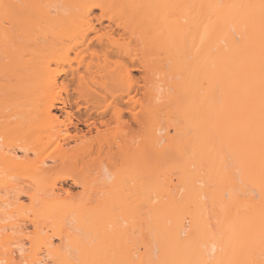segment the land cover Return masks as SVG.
Segmentation results:
<instances>
[{
	"label": "bare ground",
	"instance_id": "1",
	"mask_svg": "<svg viewBox=\"0 0 264 264\" xmlns=\"http://www.w3.org/2000/svg\"><path fill=\"white\" fill-rule=\"evenodd\" d=\"M108 53L132 128L76 130ZM0 264H264V0H0Z\"/></svg>",
	"mask_w": 264,
	"mask_h": 264
},
{
	"label": "rangeland",
	"instance_id": "2",
	"mask_svg": "<svg viewBox=\"0 0 264 264\" xmlns=\"http://www.w3.org/2000/svg\"><path fill=\"white\" fill-rule=\"evenodd\" d=\"M93 47L97 50V52L98 51L100 52V55H102L101 54L102 47L95 46V42H94ZM105 48H107V47H105ZM108 50H110V48ZM104 53H105V51H104ZM113 53L110 55L108 53L107 55L109 56V58L108 57H107V59L105 58L106 60L105 59L103 60L101 58V57H105L104 55L99 56V54L94 55V57L99 56L100 58L99 57L93 58L89 54H88V57L86 55L87 58L86 57L85 58L87 59L86 60L87 62L89 60H93L94 61V62L92 61L93 64L94 63L100 64L101 67H104V68L106 67L107 69H111V70L118 68L120 61H121V63L125 64L126 68L130 69L129 70L130 78H129V80L127 79L126 82H123L122 84H120V86H114V85L104 86L102 84V75L105 72H101L99 76L98 75L95 76L94 80L93 79L90 80V77L89 78L87 77L86 79L88 80V84L85 83V84L80 85L77 80L76 81L75 80L74 81L73 80L72 81L64 80L62 83H60L58 85V87L56 89V91L59 92L58 93L59 101L56 103V105L58 107H61L62 106L61 101H63V100L66 101V103H67L66 109L69 111L68 118L71 117V120L73 121V123L74 122L76 123V126H78V128L76 130H78V129L81 131L84 130L83 132H85L87 128H86V125H84V122L87 120L88 121L95 120L96 117L98 118L99 116L97 114L100 111H102V109H103L102 113H104V111H106L104 114H105L106 118H108L110 121V122L108 121L110 123V127H114V125H115V123L113 122V119L116 115L113 116V112L118 111V114L121 116V122H124L121 124H122V126L124 124L125 131L131 130V128H132L131 123L133 122V120L131 122V119H132L131 117H133V115H131L130 113L134 109V101L137 99V105H139L138 101L141 100V98L139 99V97L142 94L141 92H143L142 84H144L143 80H144L145 74L143 75V71L141 69H137V68L132 69L133 63L130 62L131 60L127 59V57L130 58L128 55L125 57L124 56H116V54H113ZM70 56L73 57L74 54L72 53ZM76 64H77V62L75 60V61H73V63L71 65L72 66L74 65L76 67ZM65 66L64 67L66 68V70H68L69 69V68L67 69L68 65L66 64ZM95 69H96V67H95ZM101 70L103 71V69H101ZM124 83H127V84L124 86ZM130 97H131V99H130ZM60 109L61 108L56 109V113L58 115V118H59L60 122L63 121L62 124H65V123L67 124L69 119L68 120L66 119L67 116H65L63 111ZM102 113L100 112L99 114H102ZM112 116H113V118H112ZM92 117H95V118L93 119ZM97 121H99V120H96V124L99 125V122H97ZM69 127H70L69 129L71 130L72 134L75 133V131H76V130H74L75 128L71 125H69ZM93 130H95V129H93ZM93 130H92V133L94 134L95 132ZM112 144L113 143H111L110 145H112ZM99 145H102V144H99ZM104 146L108 148V144H104ZM104 146H102V147L105 148ZM112 146L115 148L114 144ZM99 147L100 146H96V147L94 146V148H91L90 151H92V152H91V154H89L91 156L87 155V153H90L89 151H87L86 152V158L87 159H85V160L89 161V158H92L93 156L95 157V155H97V152L102 150V148H99ZM97 148H98V150H97ZM107 148H105V150H102V152L107 151L106 150ZM93 151L95 152V154ZM104 154H105V152H104ZM84 155H85V153H83L82 156H84ZM94 157L92 159H94ZM81 164L79 163L78 170H79ZM87 175H89V174H87ZM67 180H60L59 183H63L64 185H66L65 183L68 182L69 184L73 185V181L71 179H67ZM73 186H75V185H73ZM72 189L74 190V192H77L78 190H80V187L75 186V187H72Z\"/></svg>",
	"mask_w": 264,
	"mask_h": 264
},
{
	"label": "snow or ice",
	"instance_id": "3",
	"mask_svg": "<svg viewBox=\"0 0 264 264\" xmlns=\"http://www.w3.org/2000/svg\"><path fill=\"white\" fill-rule=\"evenodd\" d=\"M4 7H5V14L7 15V8H8V6L5 5Z\"/></svg>",
	"mask_w": 264,
	"mask_h": 264
}]
</instances>
